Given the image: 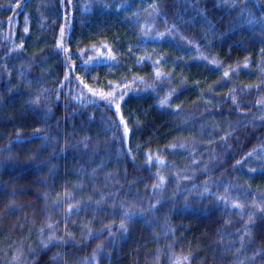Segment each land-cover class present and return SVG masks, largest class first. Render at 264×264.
I'll use <instances>...</instances> for the list:
<instances>
[{
    "label": "trees",
    "instance_id": "1",
    "mask_svg": "<svg viewBox=\"0 0 264 264\" xmlns=\"http://www.w3.org/2000/svg\"><path fill=\"white\" fill-rule=\"evenodd\" d=\"M261 15L0 0V264H264Z\"/></svg>",
    "mask_w": 264,
    "mask_h": 264
},
{
    "label": "rangeland",
    "instance_id": "2",
    "mask_svg": "<svg viewBox=\"0 0 264 264\" xmlns=\"http://www.w3.org/2000/svg\"><path fill=\"white\" fill-rule=\"evenodd\" d=\"M261 16H262V17H260V19H261V20H264V19H263V15H261ZM253 19H254V21H258V20H259V17L256 16V17H254ZM258 23H259V22H258Z\"/></svg>",
    "mask_w": 264,
    "mask_h": 264
},
{
    "label": "snow or ice",
    "instance_id": "3",
    "mask_svg": "<svg viewBox=\"0 0 264 264\" xmlns=\"http://www.w3.org/2000/svg\"><path fill=\"white\" fill-rule=\"evenodd\" d=\"M225 75H227V73H225ZM109 95H111V94H109ZM125 132H127V128H125ZM121 227L123 228V225H121Z\"/></svg>",
    "mask_w": 264,
    "mask_h": 264
}]
</instances>
